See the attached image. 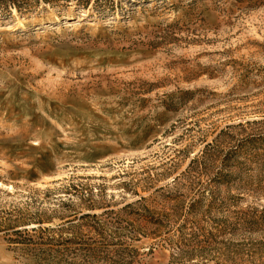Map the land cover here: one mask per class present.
<instances>
[{
    "label": "rangeland",
    "instance_id": "obj_1",
    "mask_svg": "<svg viewBox=\"0 0 264 264\" xmlns=\"http://www.w3.org/2000/svg\"><path fill=\"white\" fill-rule=\"evenodd\" d=\"M0 264H264V0H0Z\"/></svg>",
    "mask_w": 264,
    "mask_h": 264
},
{
    "label": "bare ground",
    "instance_id": "obj_2",
    "mask_svg": "<svg viewBox=\"0 0 264 264\" xmlns=\"http://www.w3.org/2000/svg\"><path fill=\"white\" fill-rule=\"evenodd\" d=\"M58 20V19H57ZM23 24V23H22ZM26 24V23H25ZM23 28H25V27H22L21 29H23Z\"/></svg>",
    "mask_w": 264,
    "mask_h": 264
}]
</instances>
